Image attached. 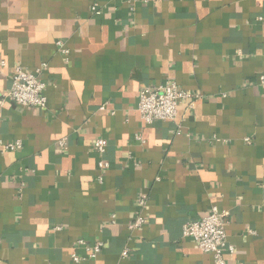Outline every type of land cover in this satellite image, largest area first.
Masks as SVG:
<instances>
[{"label": "crops", "instance_id": "0c3cea01", "mask_svg": "<svg viewBox=\"0 0 264 264\" xmlns=\"http://www.w3.org/2000/svg\"><path fill=\"white\" fill-rule=\"evenodd\" d=\"M93 4L0 0V100L16 66L48 64L46 108L0 103V140L23 142L0 148V264H216L183 235L213 206L227 262L264 264V0ZM169 79L202 97L145 123L142 88ZM81 238L104 247L88 259Z\"/></svg>", "mask_w": 264, "mask_h": 264}, {"label": "built area", "instance_id": "2783aa9c", "mask_svg": "<svg viewBox=\"0 0 264 264\" xmlns=\"http://www.w3.org/2000/svg\"><path fill=\"white\" fill-rule=\"evenodd\" d=\"M131 1L137 2L139 0ZM92 10L96 14L101 13L99 0H94ZM260 19L262 20V18ZM57 44L62 53L68 54L69 49L65 47L61 40H58ZM0 65L4 68L6 61L2 60ZM47 66L46 62H43L35 70H30L21 65L16 66L10 76L11 86L0 100V103L9 100L19 106L46 108L48 101L45 94L47 82L43 78V74ZM259 82L264 84V75L260 76ZM201 97V94H193L169 79L164 83L144 86L139 96L138 110L142 120L147 124H152L155 121H176L179 116V106L183 101H189V105L192 107L195 101ZM138 139H142V137L138 136ZM59 145L61 147L65 146V139L60 140ZM22 146L23 142L21 140H0V148L3 153L17 151ZM107 146V140L101 137L94 142V149L99 154L97 165L101 172L110 166V162L105 158ZM98 179L102 182L104 176L100 174ZM138 203L140 211L129 224L131 231L141 228L146 222L144 210L147 206V197L141 196ZM228 215V211L220 210L218 206H213L207 215L191 220L185 223L183 227L184 237L194 240L203 252L212 254L216 264H229L225 258V252L227 250L235 251V247L228 245L226 230ZM77 245L85 248L88 259L95 258L104 247L102 242L91 245L83 238L77 241ZM122 254L124 257L129 256V250L126 248ZM73 259L75 262H81L84 258L74 254Z\"/></svg>", "mask_w": 264, "mask_h": 264}]
</instances>
